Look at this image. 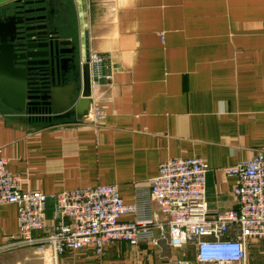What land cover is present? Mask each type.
I'll return each instance as SVG.
<instances>
[{
  "label": "crops",
  "instance_id": "1",
  "mask_svg": "<svg viewBox=\"0 0 264 264\" xmlns=\"http://www.w3.org/2000/svg\"><path fill=\"white\" fill-rule=\"evenodd\" d=\"M72 3L75 30L87 31L91 54L105 58L108 77L92 94L104 115L34 120L0 95V157L9 171L46 194L117 185L130 203L163 161L200 156L209 164L210 216L236 209L237 177L226 169L264 149V0ZM54 214L50 200L48 223ZM18 231L16 206L0 205L1 236ZM162 247L172 259L195 260L191 246L136 249ZM253 251L264 256V240L250 241ZM5 254L0 264H30L28 253L14 261Z\"/></svg>",
  "mask_w": 264,
  "mask_h": 264
},
{
  "label": "built area",
  "instance_id": "2",
  "mask_svg": "<svg viewBox=\"0 0 264 264\" xmlns=\"http://www.w3.org/2000/svg\"><path fill=\"white\" fill-rule=\"evenodd\" d=\"M92 85L108 76L104 56L91 54ZM104 115L96 107L95 120ZM0 157V205L17 208V237L0 234V255L32 248L42 264H59L67 253L87 249L101 255L113 243L152 248L195 250L199 264H249L250 241L264 240V149L226 169L237 177L233 194L238 207L210 216L206 199L209 164L203 157L169 158L133 202L113 184L77 187L46 194L23 187ZM55 214L48 223V202ZM40 233V234H35ZM233 249L232 251H230ZM171 264H189L173 259Z\"/></svg>",
  "mask_w": 264,
  "mask_h": 264
},
{
  "label": "water",
  "instance_id": "3",
  "mask_svg": "<svg viewBox=\"0 0 264 264\" xmlns=\"http://www.w3.org/2000/svg\"><path fill=\"white\" fill-rule=\"evenodd\" d=\"M11 1L0 0V7ZM40 11L26 9L0 20L2 103L34 120L74 116L90 121L100 106L92 97L88 33L70 26L63 37L59 26L49 30L47 24L39 23L46 19L38 15Z\"/></svg>",
  "mask_w": 264,
  "mask_h": 264
},
{
  "label": "rangeland",
  "instance_id": "4",
  "mask_svg": "<svg viewBox=\"0 0 264 264\" xmlns=\"http://www.w3.org/2000/svg\"><path fill=\"white\" fill-rule=\"evenodd\" d=\"M25 248L7 252L5 255L9 261L16 260V255L28 253L30 264H42V259L32 248ZM192 252V250H190ZM171 249L162 247L157 250L136 249L125 243H113L103 254L98 255L93 250L87 249L78 252L67 253L60 259L59 264H171ZM188 255V250L185 251ZM189 264H199L196 260L188 259ZM249 264H264V256H257L254 251L249 255Z\"/></svg>",
  "mask_w": 264,
  "mask_h": 264
},
{
  "label": "flooded vegetation",
  "instance_id": "5",
  "mask_svg": "<svg viewBox=\"0 0 264 264\" xmlns=\"http://www.w3.org/2000/svg\"><path fill=\"white\" fill-rule=\"evenodd\" d=\"M29 1H33L34 4H27ZM35 1L38 0H13L8 2L4 6L0 7V20H4L8 16L17 14L18 12L20 13L26 9L42 8L43 11H40L38 15L45 16L46 19L40 21L39 23L47 24L49 30L54 25H57L63 30V37L64 35L66 37L69 33L68 28H70V26L71 28L76 29V22L73 20L72 0H44V2L40 4H35Z\"/></svg>",
  "mask_w": 264,
  "mask_h": 264
},
{
  "label": "bare ground",
  "instance_id": "6",
  "mask_svg": "<svg viewBox=\"0 0 264 264\" xmlns=\"http://www.w3.org/2000/svg\"><path fill=\"white\" fill-rule=\"evenodd\" d=\"M233 249H231L230 251H232Z\"/></svg>",
  "mask_w": 264,
  "mask_h": 264
}]
</instances>
